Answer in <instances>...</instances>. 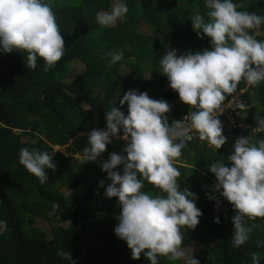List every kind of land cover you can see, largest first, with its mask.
Masks as SVG:
<instances>
[{"label":"trees","instance_id":"16d2710c","mask_svg":"<svg viewBox=\"0 0 264 264\" xmlns=\"http://www.w3.org/2000/svg\"><path fill=\"white\" fill-rule=\"evenodd\" d=\"M46 2L53 6L65 40L62 59L44 72L43 59L32 70L26 67V53L0 51V221L6 222L0 225V264H150L143 254L133 259L126 241L117 237L114 228L121 207L117 197L104 195L111 180L101 165L112 152L126 156L125 144L109 143L95 162H86L82 151L89 146L87 133L106 129V111L117 106L127 115L128 105L121 106L119 99L130 89L167 100L172 106L166 114L170 125L195 111L169 86L159 59L170 49L182 55L211 47L210 38L201 39L191 21L194 11L206 14L205 0H120L129 11L115 27H102L95 17L111 11L117 0ZM234 3L243 6L240 10L264 16V0ZM255 32L258 40H264V24L251 34ZM110 51L122 52L124 57L111 67ZM242 90L239 99L247 110L232 108L230 115H219L225 145L216 151L197 136L175 161L181 190L187 187L197 194L195 202L203 213L195 230L181 229V247L200 264H252L253 252L259 253V264H264V246L257 247V241H264V219L247 220L248 225L259 227L244 245L233 247L231 218L236 213L213 191L218 181L208 168L216 160L231 166L227 158L237 137L248 136L252 142L264 139L255 120L257 114L264 117V81L259 86L241 81L237 91ZM25 147L53 156L57 168L46 169V183L41 184L20 164V149ZM114 170L122 174L123 165ZM142 190L162 194L147 182ZM207 193L215 195L219 204ZM60 252H71L72 260H65ZM158 264L185 262L158 257Z\"/></svg>","mask_w":264,"mask_h":264},{"label":"clouds","instance_id":"9594fccd","mask_svg":"<svg viewBox=\"0 0 264 264\" xmlns=\"http://www.w3.org/2000/svg\"><path fill=\"white\" fill-rule=\"evenodd\" d=\"M205 6L206 14L194 11L191 21L201 39L210 38L211 47L182 55L170 49L159 59L160 72L167 77L169 86L195 111L170 125L166 114L172 106L167 100L130 89L119 99L121 106L128 105L127 115L117 106L106 111V129L87 133L89 146L82 151L86 162H95L109 143L120 140L125 144L126 156L112 152L101 165L111 180L104 195L117 197L121 207L119 223L114 228L117 237L126 241L133 259L138 260L143 254L150 264H158V257L200 264L181 247V229L195 230L203 213L195 202L197 194L187 187L181 190V173L175 161L192 140V133H197L214 150L222 148L227 137L219 115H230L232 108L247 110L245 102L239 99L245 90L237 91L241 81L249 86H259L264 81V40L256 38L258 32L251 34L264 24V16L240 10L243 6L234 0H205ZM128 11V6L117 0L111 11L98 12L95 19L102 27H115ZM65 47L56 13L46 0H0V51L26 53V67L32 70L36 69L38 59H43V71L47 72L62 59ZM107 57L109 67L124 58L117 51L108 52ZM228 97L232 98L226 101ZM255 120L258 130L264 131V117L257 114ZM61 148L64 149L55 147L62 152ZM227 160L231 166L216 160L208 168L218 181L212 186L213 191L235 210L231 242L239 248L259 227L255 223L248 225L247 220L264 219V139L252 142L248 136L237 137ZM19 162L41 184L49 180L46 169L57 168L47 151H30L26 147L20 149ZM120 165L122 174L114 170ZM145 182L162 194L143 191ZM100 184L103 186L104 181ZM207 195L219 204L215 195ZM215 222L220 223L219 217ZM0 225L6 222L0 221ZM261 246L264 241H257V247ZM58 255L72 260L71 252ZM250 256L252 264H259V253Z\"/></svg>","mask_w":264,"mask_h":264},{"label":"rangeland","instance_id":"374dc122","mask_svg":"<svg viewBox=\"0 0 264 264\" xmlns=\"http://www.w3.org/2000/svg\"><path fill=\"white\" fill-rule=\"evenodd\" d=\"M73 72H74V70H73ZM61 151L63 153L65 152L64 149H62V148H61ZM72 158H74V159H81V156H79L78 154H74V155H72Z\"/></svg>","mask_w":264,"mask_h":264},{"label":"built area","instance_id":"2783aa9c","mask_svg":"<svg viewBox=\"0 0 264 264\" xmlns=\"http://www.w3.org/2000/svg\"><path fill=\"white\" fill-rule=\"evenodd\" d=\"M192 136H193L192 139H194V138H196L198 136V134L197 133H192Z\"/></svg>","mask_w":264,"mask_h":264}]
</instances>
